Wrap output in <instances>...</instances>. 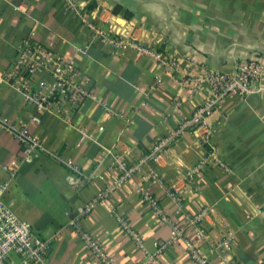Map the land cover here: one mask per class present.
Listing matches in <instances>:
<instances>
[{
	"label": "crops",
	"instance_id": "obj_1",
	"mask_svg": "<svg viewBox=\"0 0 264 264\" xmlns=\"http://www.w3.org/2000/svg\"><path fill=\"white\" fill-rule=\"evenodd\" d=\"M77 8L80 15L64 0H0V113L27 121L45 148L24 161L23 145L0 128L5 202L51 239V264H102L68 222L107 188L80 224L114 264H150L149 256L160 264H196L184 238L209 264H264V0H77ZM83 17L129 32L175 63L165 68L134 48L118 52L93 36ZM30 35L78 72L86 95L76 108L39 112L4 80L17 46ZM253 59L261 63V89L230 94L205 113L203 125L191 123L209 92L193 91L187 78L201 70L232 72ZM48 151L78 165L84 177L70 183L72 171ZM119 161L136 167L121 182ZM141 188L183 239L170 241L171 225ZM197 214V222L185 219Z\"/></svg>",
	"mask_w": 264,
	"mask_h": 264
},
{
	"label": "built area",
	"instance_id": "obj_2",
	"mask_svg": "<svg viewBox=\"0 0 264 264\" xmlns=\"http://www.w3.org/2000/svg\"><path fill=\"white\" fill-rule=\"evenodd\" d=\"M64 3L69 11L80 15L77 0H64ZM82 20L91 30L93 36L99 37L102 42L118 52L127 48H134L158 61L165 68L175 63L173 58L166 59L163 52L154 45L140 43L138 38L129 32L121 33L112 28L111 25L104 29L94 18L83 17ZM261 73V63L253 59L238 65L232 72L201 70L197 75L188 77L187 81L193 84L191 88L193 91L206 87L209 92L208 97L202 106L195 111L190 122L203 125L205 113L213 111L222 99L230 94L245 97L253 91L260 90ZM4 80L21 96L24 102L33 105L39 112L59 115L65 106H68L69 109L76 108L86 95L80 83L81 78L78 72L73 69L72 64L65 61L62 56L44 48L31 35L23 39L21 44L17 46L11 65L4 75ZM180 103V100H176L175 106H179ZM0 128L10 133L16 141L23 145L22 159L24 161H30L34 155L45 151L41 140L29 131L27 121L17 124L0 113ZM108 153L116 161L118 160L117 155L110 151ZM47 154L64 162L69 167L73 173L68 176L70 183L76 184L81 177H84L78 165L66 162L52 152L48 151ZM155 158L152 157L153 160ZM118 167L122 169V174L118 179L120 182L129 178L136 168L135 165L127 166L124 161H119ZM191 174L192 171H187L185 176L190 178ZM151 175L155 178L156 174L152 172ZM7 185L8 181L0 183V264H51L48 259L51 239L36 234L29 222L21 219L13 212L3 198ZM108 190L107 188L105 192ZM140 193L148 205L160 214L161 220L171 225L170 241L178 238L183 239L182 229L162 212L157 200L143 188L140 189ZM104 195L101 194L92 198L84 204L79 209L78 214L69 220L68 225L76 232L80 241L94 258L102 264H114L108 258L101 244L80 224V218L88 214L99 197ZM185 219L190 222H197L200 219V214L193 217L185 215ZM117 220L135 240L136 244L143 248L142 241L134 231L129 229L125 220L121 217H117ZM197 233L199 236H204V228L197 229ZM229 241L230 238L224 236L223 246L225 249L228 247ZM184 242L189 256L196 264H209L191 240L184 238ZM168 243L169 241L157 243V251L166 247ZM12 254L18 256L20 261L16 262L12 258ZM147 262L160 264L155 256H149Z\"/></svg>",
	"mask_w": 264,
	"mask_h": 264
}]
</instances>
